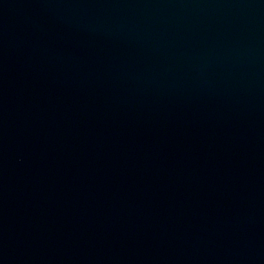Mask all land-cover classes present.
Masks as SVG:
<instances>
[{"label":"water","instance_id":"obj_1","mask_svg":"<svg viewBox=\"0 0 264 264\" xmlns=\"http://www.w3.org/2000/svg\"><path fill=\"white\" fill-rule=\"evenodd\" d=\"M0 264H264V0H0Z\"/></svg>","mask_w":264,"mask_h":264}]
</instances>
